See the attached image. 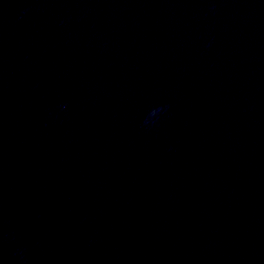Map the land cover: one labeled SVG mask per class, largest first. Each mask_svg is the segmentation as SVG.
<instances>
[{
    "label": "water",
    "instance_id": "95a60500",
    "mask_svg": "<svg viewBox=\"0 0 264 264\" xmlns=\"http://www.w3.org/2000/svg\"><path fill=\"white\" fill-rule=\"evenodd\" d=\"M0 264H264V0H0Z\"/></svg>",
    "mask_w": 264,
    "mask_h": 264
},
{
    "label": "clouds",
    "instance_id": "9594fccd",
    "mask_svg": "<svg viewBox=\"0 0 264 264\" xmlns=\"http://www.w3.org/2000/svg\"><path fill=\"white\" fill-rule=\"evenodd\" d=\"M157 114L156 110H154L150 115L155 116ZM145 123H148V121H145Z\"/></svg>",
    "mask_w": 264,
    "mask_h": 264
}]
</instances>
